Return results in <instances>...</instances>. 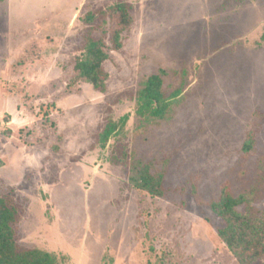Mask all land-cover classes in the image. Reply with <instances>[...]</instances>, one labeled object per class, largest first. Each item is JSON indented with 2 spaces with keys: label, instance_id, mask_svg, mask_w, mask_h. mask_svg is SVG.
Here are the masks:
<instances>
[{
  "label": "rangeland",
  "instance_id": "1",
  "mask_svg": "<svg viewBox=\"0 0 264 264\" xmlns=\"http://www.w3.org/2000/svg\"><path fill=\"white\" fill-rule=\"evenodd\" d=\"M120 1L132 24L118 50L105 36L101 93L73 71L91 26L81 17L94 13L103 36L99 12ZM263 34L264 0L0 3V196L18 211V244L62 264H240L208 203L228 182L264 208ZM160 69L170 103L148 119L138 92ZM135 162L164 177L162 196L129 181Z\"/></svg>",
  "mask_w": 264,
  "mask_h": 264
},
{
  "label": "trees",
  "instance_id": "2",
  "mask_svg": "<svg viewBox=\"0 0 264 264\" xmlns=\"http://www.w3.org/2000/svg\"><path fill=\"white\" fill-rule=\"evenodd\" d=\"M4 0H0L2 3ZM130 5L120 1L99 12V15L109 17L111 28L103 30V36H95L94 30L100 26H93L96 20L94 13H87L81 20L91 24L87 33L83 35L82 55L74 59L73 71L77 80H84L101 93L106 90L108 73L103 64L108 58L105 36L111 43V49L118 50L121 45V36L132 24ZM264 38V34L262 36ZM164 69L151 74L144 87L138 92L137 114L145 118L162 119L167 113L169 99L165 96L162 83ZM177 92H174L176 94ZM173 94V95H174ZM127 120V115L117 122H109L102 133V142L105 144L110 136ZM255 146V137L248 132L241 146V152L246 156ZM258 167L264 171V157L259 158ZM129 181L137 188L147 191L151 196H162L165 193L163 176L153 175L147 166L140 162L130 163ZM264 175V173H263ZM248 194L235 195L228 182L220 186L216 197L209 201L208 206L221 220L218 235L224 242L228 251L240 264H253L264 258V208L260 211L248 204L251 198ZM244 205L243 211L238 207ZM19 214L6 197L0 196V264H62L63 255L49 253L39 248L20 246L17 241V223Z\"/></svg>",
  "mask_w": 264,
  "mask_h": 264
}]
</instances>
